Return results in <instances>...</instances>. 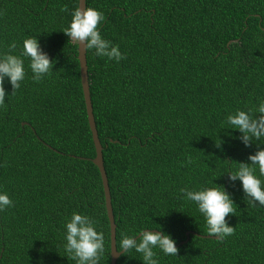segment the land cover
Listing matches in <instances>:
<instances>
[{
  "label": "trees",
  "instance_id": "obj_1",
  "mask_svg": "<svg viewBox=\"0 0 264 264\" xmlns=\"http://www.w3.org/2000/svg\"><path fill=\"white\" fill-rule=\"evenodd\" d=\"M86 2L105 16L101 36L126 57L87 51L118 249L121 232L158 229L179 244L178 256L154 249L159 264H264V206L253 208L241 182L227 175L264 149V137L246 147L227 123L236 109L264 101V0ZM78 7L79 0H0V54L15 41L19 55L24 39L37 37L54 63L35 83L23 58L26 75L15 95L5 78L0 193L14 206L0 211V264H76L64 248L74 212L104 234L99 264L112 261L79 45L62 32ZM212 186H223L236 209L226 217L235 234L222 242L203 236V214L180 192ZM189 230L199 235L181 243ZM117 264H143L142 255L130 250Z\"/></svg>",
  "mask_w": 264,
  "mask_h": 264
},
{
  "label": "clouds",
  "instance_id": "obj_2",
  "mask_svg": "<svg viewBox=\"0 0 264 264\" xmlns=\"http://www.w3.org/2000/svg\"><path fill=\"white\" fill-rule=\"evenodd\" d=\"M60 11L67 12V5L61 6ZM104 20L102 12L82 3V6L72 13L70 26L62 32L80 48L83 46L84 51L94 49L95 55L116 62L126 59L118 45H112L111 41L101 36L99 27ZM16 48L17 44L13 41L8 45L7 52L0 54V107L5 105L7 95L4 87L5 78H8L12 86L11 95H15L21 87L26 75L23 58L29 59L32 80L35 83H40L53 71V60L42 50L37 37L25 38L23 51L19 55L13 54ZM227 123L231 129L242 134L240 139L246 147L251 146L253 139L260 140L264 137V101L256 108L236 109L227 116ZM221 143H216V147L219 148ZM248 161L251 163L239 162L235 171L227 173L228 178L231 182L236 180L241 182L245 198L253 208L257 202L264 206V182L259 178L264 177V149L258 148L255 154L248 156ZM186 163H193L191 156L187 158ZM180 192L184 194L186 200L195 202L198 206L199 212L205 218L208 235L222 242L226 237L235 234V227L229 226L226 219L230 214L235 215L236 209L233 207L235 204L223 186L201 187L198 190L181 188ZM13 206L8 194L0 193V211ZM95 225L96 221L89 216L72 213L65 225L64 248L68 259L76 261V264H99L105 248L104 234L98 232ZM120 235V252L125 254L134 249L142 255L143 264H159L154 249L161 250L165 255L178 256L176 241L163 231L141 229L135 237L124 232Z\"/></svg>",
  "mask_w": 264,
  "mask_h": 264
},
{
  "label": "water",
  "instance_id": "obj_3",
  "mask_svg": "<svg viewBox=\"0 0 264 264\" xmlns=\"http://www.w3.org/2000/svg\"><path fill=\"white\" fill-rule=\"evenodd\" d=\"M82 3L87 6L86 0H79V7L82 6ZM78 52H79L78 58L80 60V69H81V82H82L83 91H84L88 119H89L90 128L92 130L94 143L96 146V156L93 158V161L99 167L100 172H101L104 192H105V203H106L107 212H108V216L110 220V226H111V256H112L111 264H117L118 258L123 253L120 252L117 246V223H116L114 208H113V203H112L110 183H109V179H108V175H107V171H106V167L104 163V153H103L104 146L99 137V131L97 128L96 118L94 114V107H93L91 89H90L89 71H88L87 51H84L83 46H81V48L79 46ZM150 230L160 231L158 229H150ZM191 233L198 234L196 231H193V230L187 231V239H185L181 243L187 242L190 238ZM203 236L214 237L210 235H203ZM178 246L179 244L176 245V247Z\"/></svg>",
  "mask_w": 264,
  "mask_h": 264
}]
</instances>
